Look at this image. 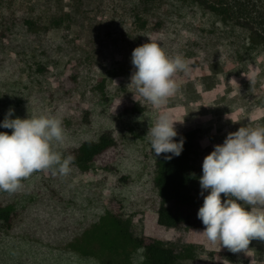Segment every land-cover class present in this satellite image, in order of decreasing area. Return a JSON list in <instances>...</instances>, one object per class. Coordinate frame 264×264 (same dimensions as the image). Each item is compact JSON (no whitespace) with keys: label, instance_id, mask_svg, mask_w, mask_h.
I'll use <instances>...</instances> for the list:
<instances>
[{"label":"rangeland","instance_id":"374dc122","mask_svg":"<svg viewBox=\"0 0 264 264\" xmlns=\"http://www.w3.org/2000/svg\"><path fill=\"white\" fill-rule=\"evenodd\" d=\"M149 40L189 65L175 75L178 91L159 109L128 87L131 53ZM0 58V115L9 108L12 118L53 115L62 120L67 142L104 135L114 142L117 158L107 169L71 165L52 181L74 225L117 216L135 238L176 249L177 264H264V241L232 253L209 243L203 231L158 224L159 168L146 136L160 115L177 122L178 136L199 132L186 170L196 178L189 192L203 199L199 177L213 146L241 126H264V47L247 32L190 0H0ZM127 102L142 113L126 112ZM63 145L54 150L62 154ZM34 180L32 174L28 183ZM142 260L135 252H100L92 264Z\"/></svg>","mask_w":264,"mask_h":264},{"label":"trees","instance_id":"16d2710c","mask_svg":"<svg viewBox=\"0 0 264 264\" xmlns=\"http://www.w3.org/2000/svg\"><path fill=\"white\" fill-rule=\"evenodd\" d=\"M148 1L151 0H139ZM190 1L225 24L247 32L264 47V0ZM125 111L140 114L143 110L138 104L127 102ZM3 119L0 115V121ZM0 132L11 134L10 129L0 128ZM181 137L185 142L180 156L171 160H165V154L157 156V190L161 201L155 203L154 209L162 227L184 233L203 231L204 225L197 218L203 199L189 192L196 178L186 170L195 153L199 132L189 131L174 139ZM68 155L73 157L71 165H94L104 170L115 162L117 151L113 140L104 135L96 142L65 141L62 156ZM33 174L35 180L31 184L29 177L22 180L16 192L0 191V264H92L100 252L117 255L135 252L143 257L141 263L177 264L176 249L149 237L135 238L117 216H92L80 227L74 225L76 217L52 182L58 174L54 176L47 170Z\"/></svg>","mask_w":264,"mask_h":264},{"label":"clouds","instance_id":"9594fccd","mask_svg":"<svg viewBox=\"0 0 264 264\" xmlns=\"http://www.w3.org/2000/svg\"><path fill=\"white\" fill-rule=\"evenodd\" d=\"M131 64L134 71L128 87L156 109L177 93L175 75L189 71L181 54L169 57L150 40L133 49ZM13 116L14 109L9 108L0 121V128L11 130L10 135L0 132V191L16 192L22 180L36 171L67 175L73 157L54 150L66 141L62 120L43 114ZM175 123L160 115L149 128L146 136L155 156L165 154V160H171L181 155L185 141L174 139L178 136ZM199 185L203 204L197 218L204 225L200 234L209 243L219 242L220 248L239 253L248 252L252 240L264 241V126H241L214 145L203 159Z\"/></svg>","mask_w":264,"mask_h":264}]
</instances>
